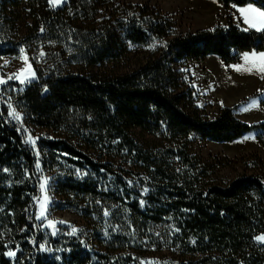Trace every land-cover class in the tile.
<instances>
[{
    "label": "trees",
    "instance_id": "16d2710c",
    "mask_svg": "<svg viewBox=\"0 0 264 264\" xmlns=\"http://www.w3.org/2000/svg\"><path fill=\"white\" fill-rule=\"evenodd\" d=\"M217 1L264 11V0ZM21 2L30 22L20 34L16 20L6 24L0 16V56L22 45L42 47L46 67L10 97L0 93V264H264V240L256 239L264 237V166L259 173L220 181L212 176L221 162H207L181 141L197 135L230 142L259 131L264 143V121L248 123L232 108L215 118L203 116L175 69L180 60L217 55L232 63L243 53L263 52L264 30L230 24L163 42L174 33V23L148 4L67 0L55 7L50 0H0V5ZM155 41L162 44L129 60L131 45ZM121 60L127 61L124 69H103ZM10 111L22 115L17 119ZM32 127L68 135L36 138ZM134 128L166 132L181 142L167 155L157 154L135 139ZM85 147L124 161L98 160ZM45 171L56 172L53 189L61 205L89 224L94 212L102 213L99 202L117 206L118 222L126 226L167 225L171 246L182 257L149 258L125 243L117 252L113 242L97 251L77 236L44 230L34 201Z\"/></svg>",
    "mask_w": 264,
    "mask_h": 264
},
{
    "label": "rangeland",
    "instance_id": "374dc122",
    "mask_svg": "<svg viewBox=\"0 0 264 264\" xmlns=\"http://www.w3.org/2000/svg\"><path fill=\"white\" fill-rule=\"evenodd\" d=\"M67 0H50L52 6H60ZM130 4H148L156 7L163 16L174 23V33L162 41L195 33L199 30L216 26L237 25L242 29L264 30V19L259 12L261 8L248 4L237 6L225 5L217 0H116ZM26 3L2 8L6 24H12L19 33L25 31L30 22ZM11 19L12 21H6ZM255 25V27H253ZM162 41H155L151 46L131 45L129 60L135 62L150 54ZM23 49V51H21ZM263 52H246L237 62L226 63L217 55H209L202 61L180 60L175 69L184 78L191 90L196 109L205 117L215 118L222 109L232 108L235 115L248 123L264 121V59ZM247 54V55H246ZM45 49L22 45L14 54L0 56V79L7 83L0 85V93L10 97L11 92L24 88L39 77V68H45ZM127 61L109 63L104 68L124 69ZM10 77H18V79ZM21 81H24L21 83ZM255 102V107H249ZM247 109V110H245ZM21 116L22 113L18 112ZM36 138H56L59 134L68 135L66 130L53 131L34 128ZM135 139L145 148L157 154L167 155V151L179 142H185L190 151L207 162H218L214 179L228 181L243 173H259L264 166V143L260 140L259 131H250L230 142H216L191 135L188 139L177 141L166 132L148 133L140 128L132 129ZM245 137H253L245 139ZM75 141H78L75 138ZM84 144V143H83ZM84 146H87L86 144ZM85 150L98 160H114L122 163V157H114L106 150ZM129 168L130 164H125ZM56 172H42L39 178V194L35 199V216L42 223V228L54 234H65L79 237L90 249L104 250V246L113 242L117 252L122 244L134 246L149 258H173L178 260L181 253L171 246L168 227L164 224H149L143 228L124 225L118 222L119 208L100 203L102 213L94 212L89 218L91 224L80 214L61 205L62 196L53 189ZM41 185H44L42 188ZM148 187H144L145 193ZM45 215L41 216V212ZM49 221L52 223L50 224ZM96 224V225H95ZM73 229H76L74 232ZM115 237L117 243H115ZM119 240V241H118ZM128 248V247H127Z\"/></svg>",
    "mask_w": 264,
    "mask_h": 264
},
{
    "label": "snow or ice",
    "instance_id": "6c2138e0",
    "mask_svg": "<svg viewBox=\"0 0 264 264\" xmlns=\"http://www.w3.org/2000/svg\"><path fill=\"white\" fill-rule=\"evenodd\" d=\"M57 2H58V0H57ZM259 16L262 18V19H264V12H259ZM253 27H255V25H253ZM21 51H23V49H21ZM247 55V54H246ZM260 55V58L261 59H264V53H260L259 54ZM13 78H16V79H18V77H10L9 79H13ZM24 81H21V83H23ZM5 83H7V81L6 80H4V79H0V85H3V84H5ZM249 107H255V102L252 104V105H250ZM245 110H247V109H245ZM9 115L10 116H13V117H15V118H19V116H18V114H16L14 111H10L9 112ZM251 138H253V137H245V139H251ZM30 142H32V141H30ZM34 143V142H33ZM38 167H39V165H38ZM41 187L43 188L44 187V185H41ZM45 215V213L42 211L41 212V216H44ZM49 223L51 224L52 222L51 221H49ZM73 231L75 232L76 231V229H73ZM257 240H264V237H257L256 238ZM9 255H11V253H9Z\"/></svg>",
    "mask_w": 264,
    "mask_h": 264
}]
</instances>
